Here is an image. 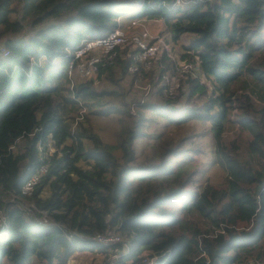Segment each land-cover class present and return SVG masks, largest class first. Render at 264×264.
I'll return each mask as SVG.
<instances>
[{
  "label": "trees",
  "instance_id": "trees-1",
  "mask_svg": "<svg viewBox=\"0 0 264 264\" xmlns=\"http://www.w3.org/2000/svg\"><path fill=\"white\" fill-rule=\"evenodd\" d=\"M124 16L189 40L178 55L199 71L184 91L165 94L163 75L178 72L163 54L151 79L161 101L128 99L140 72L126 50L99 65L98 85L73 81L80 42ZM43 164L25 199L47 224L14 197ZM0 211V264L121 248L93 240L109 232L134 260L264 264V0H0Z\"/></svg>",
  "mask_w": 264,
  "mask_h": 264
},
{
  "label": "built area",
  "instance_id": "built-area-1",
  "mask_svg": "<svg viewBox=\"0 0 264 264\" xmlns=\"http://www.w3.org/2000/svg\"><path fill=\"white\" fill-rule=\"evenodd\" d=\"M181 1L182 0H176V4H179ZM136 25V20H133L131 25L127 27L119 20L118 26L107 35L82 40L73 52V61L68 68L70 77L75 75L83 79L91 80L97 85L99 81V65L110 61L115 56L117 50H126L128 56L131 55L133 64L129 67L130 74L139 71L141 77L143 73H147L158 63L163 54L171 58L175 63L178 76H176L177 79H174L166 88L165 94L168 96L173 94L174 86H177L180 79H186L188 74H198L199 70L196 72L198 61L193 62L188 58H181L179 55L174 54L172 48L164 38L159 35L151 34L145 28H135ZM130 28L133 29L128 31ZM1 50L4 56L8 55L7 49L1 47ZM33 63L34 60L31 58L30 64ZM201 79L203 80V75ZM133 86L135 89L145 93H148L150 90L149 83H146V80L142 78L135 80ZM46 171L47 165H41L38 170L24 182L20 190V195H14V197L24 202L26 197L32 195L41 176L44 175ZM26 205L33 210H37L33 203ZM37 211L45 215L43 211ZM5 223L6 217L0 211V226ZM93 240L103 245H114L119 242L123 244L121 250L111 249L109 251H97L98 255L96 253L88 264H160L157 255H149L146 251H143L139 255V258L135 260L129 257L128 253L132 247L129 242H125L118 233L109 232L105 235L97 234L93 237Z\"/></svg>",
  "mask_w": 264,
  "mask_h": 264
},
{
  "label": "rangeland",
  "instance_id": "rangeland-1",
  "mask_svg": "<svg viewBox=\"0 0 264 264\" xmlns=\"http://www.w3.org/2000/svg\"><path fill=\"white\" fill-rule=\"evenodd\" d=\"M133 20H128L125 21L126 23H123L124 26H128L131 25V22ZM137 21V25L135 26V28H145L147 29L151 34L153 35H159L162 38H164L168 44L170 45V47L172 48V51L174 54H179L180 52H182L183 47L182 44H187L188 43V39L181 37L177 42H173L170 38L169 33H167V31L165 30V27L162 23V21L160 20H155V19H151V20H147V19H141V20H136ZM133 28L128 29V31H131ZM2 52V50H1ZM159 68L160 66H154L148 74L144 75L141 77L138 76V78H142L143 80H146V83H149L150 85V90L148 91V93L145 92H140L138 89H135L133 84L130 83V79H132V76H128L129 81L126 82V88L129 89L128 92V99H133V98H140V99H144V100H153L155 102L157 101H161V98L159 97H155L154 93H155V86L151 83V79L154 80V82L157 79L158 73H159ZM176 74H171V72H167L166 74L163 75L162 81L160 82L161 84H165L168 82V85L174 80L177 79V77L175 76ZM73 81H80L81 77H77L75 75H73L72 77ZM100 82V80L98 81V83ZM98 85V84H97ZM185 89V85L181 84L178 81L177 86H174L173 89V94L170 95V97L174 96L175 94H179L181 91H184ZM150 93V94H149ZM184 99V96L181 98ZM232 130H230L228 132V135H232L234 132H238V128L236 127L235 124H233L232 126ZM242 138L245 139L246 135L241 134ZM53 151V147L50 145V152ZM209 175V179L213 180V181H219L222 176L224 175V173L222 172V170H219L217 167H214L212 169H210V171L208 172ZM48 194V190H44L42 191V193L40 194L42 197H45ZM24 203L25 206L27 207L26 204H30L31 202H29L28 200L24 199ZM40 219L41 222L44 223H48V218L46 217V215H42L41 217H38ZM39 221V222H40ZM113 248H108L109 251ZM121 250L122 248H116ZM88 250V249H85ZM85 250H76L73 251L72 254L70 255V257L68 258L67 262L65 264H88L91 259L95 256H92V254L90 253H86ZM89 251V250H88ZM92 253H96V250H92Z\"/></svg>",
  "mask_w": 264,
  "mask_h": 264
},
{
  "label": "crops",
  "instance_id": "crops-1",
  "mask_svg": "<svg viewBox=\"0 0 264 264\" xmlns=\"http://www.w3.org/2000/svg\"><path fill=\"white\" fill-rule=\"evenodd\" d=\"M119 20L122 22V23H126L125 21H127V19H126V17L124 16V17H120L119 18ZM84 251V250H83ZM97 251H99V252H102L103 250H96V253H97ZM85 252L86 253H90V254H92V256H94V255H96V253H92V250H85ZM97 255H98V253H97Z\"/></svg>",
  "mask_w": 264,
  "mask_h": 264
}]
</instances>
